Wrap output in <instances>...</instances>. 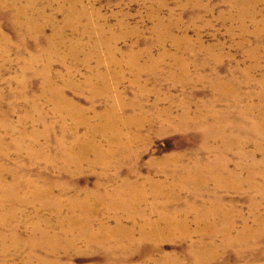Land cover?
Returning a JSON list of instances; mask_svg holds the SVG:
<instances>
[{
    "label": "rangeland",
    "instance_id": "374dc122",
    "mask_svg": "<svg viewBox=\"0 0 264 264\" xmlns=\"http://www.w3.org/2000/svg\"><path fill=\"white\" fill-rule=\"evenodd\" d=\"M63 99L89 123L57 109ZM113 107V127L87 138ZM183 112L187 131L173 124ZM263 115L264 0H0V183L23 180L15 193L27 199L0 203V264L45 257L59 264H264V138L245 126ZM196 118L215 129L213 136L193 127ZM75 137L100 143L107 156L89 150L65 163ZM77 151L72 147L71 157ZM167 158L181 168L174 176L172 165H158ZM207 160L227 172L204 169L202 180L181 190L180 180L196 175L195 161ZM230 174L240 175V188ZM150 179L162 182L160 194ZM126 181L146 191L137 208L110 204L109 194ZM34 186L78 205L57 210L46 196L33 199ZM167 187L176 188L175 200L151 208L167 200ZM166 212L185 228L143 238L147 219ZM227 217L233 235L244 225L261 231L235 245H223L220 234L202 237ZM41 235L51 240L40 243ZM210 240L216 248L200 254L196 243Z\"/></svg>",
    "mask_w": 264,
    "mask_h": 264
},
{
    "label": "bare ground",
    "instance_id": "6f19581e",
    "mask_svg": "<svg viewBox=\"0 0 264 264\" xmlns=\"http://www.w3.org/2000/svg\"><path fill=\"white\" fill-rule=\"evenodd\" d=\"M17 4V3H16ZM30 16V15H29ZM26 24V23H25ZM57 47V46H56ZM144 70V69H143ZM85 82H86V80H85ZM123 104V103H122ZM115 105V104H114ZM250 107V106H249ZM56 108L57 109H62V111L64 110L66 113H70V115H72V116H75V117H77V119H78V121L79 122H88V118L87 119H85L84 117H78V109L71 103V102H69L68 100H64L63 99V101H62V104H59V105H57L56 106ZM211 110V109H210ZM116 108L115 107H113L112 109L110 108L107 112H104V113H101V115H99V118H100V121H101V123L99 124V125H95V126H90V128H91V130H89L88 132H87V138H89L90 136H92L93 137V135H92V131H98V130H104L103 128H105V129H108V128H112L113 127V121L114 120H116V117H118L117 116V114H115L116 112ZM61 112V111H60ZM189 112V111H188ZM81 113V112H80ZM198 113V112H197ZM205 113H206V111H205ZM208 113V112H207ZM206 113V114H207ZM83 114V113H82ZM142 114V113H141ZM192 114V113H191ZM162 115V114H161ZM185 115L186 114H184V112L183 113H181L178 117H177V119H175V120H173V121H176L175 123H173L174 124V127H176L175 129H177V128H181V129H183V130H185V129H187L189 126L188 125H184V120H185ZM197 115V114H196ZM245 114H240V119H242V121H243V118L245 117L244 116ZM67 116V115H66ZM205 116V115H204ZM212 116V115H211ZM218 116V115H217ZM153 117V116H152ZM161 117V116H160ZM190 117H192V116H190ZM246 118V117H245ZM73 119V118H72ZM155 119V118H154ZM157 119V118H156ZM171 119V118H170ZM206 119V118H205ZM208 119V118H207ZM215 119V118H214ZM258 119V122H251L250 124H246L245 126H248L250 129H251V131L254 133V136H256V137H262V140H263V138H264V115L263 116H259V118H257ZM64 120V119H63ZM138 120V119H137ZM140 121L142 120L143 122H146L147 123V121L149 122V117H144V118H140L139 119ZM190 120V119H189ZM134 121V120H133ZM246 121V120H245ZM129 122H131V120L129 121ZM159 122V121H158ZM170 122V121H169ZM214 122V121H213ZM249 122V121H248ZM89 123V122H88ZM150 123V122H149ZM244 123V122H243ZM87 124V123H86ZM123 124H125V125H127V124H129V123H127L126 122V120L123 122ZM172 124V123H171ZM214 124H216V123H214ZM170 125V124H169ZM194 126V128H200V127H202L203 128V137H210V136H213V131L215 130L214 128H207V125L205 124V122L202 120V119H198V118H196V123H194L193 124ZM212 125V124H211ZM188 126V127H187ZM187 127V128H186ZM218 127V126H217ZM236 127V126H235ZM193 128V129H194ZM73 129V128H72ZM89 129V128H88ZM228 129V128H227ZM236 129V128H235ZM245 129V128H244ZM248 129V128H247ZM74 130V129H73ZM178 130V129H177ZM200 130H201V128H200ZM199 130V131H200ZM223 130V129H222ZM76 131V130H75ZM107 131V130H106ZM185 131H187V130H185ZM225 131V130H224ZM228 131V130H227ZM250 131V132H251ZM229 132V131H228ZM242 132H244V131H242ZM248 132V131H247ZM116 133V132H115ZM184 133V132H183ZM241 133V132H240ZM246 133V132H245ZM244 133V134H245ZM121 134V132H117V135H120ZM127 134V133H126ZM225 134V133H224ZM216 135V134H215ZM228 135V134H227ZM246 135V134H245ZM219 136V135H218ZM232 136V135H231ZM241 136V135H240ZM91 137V138H92ZM118 137V136H117ZM223 137V136H222ZM239 137V136H238ZM63 138V137H62ZM85 139H86V137H84ZM120 138V137H119ZM212 138V137H211ZM236 138V137H235ZM248 138V137H247ZM225 139H227L226 137H225ZM238 139V138H237ZM214 140V139H213ZM217 140V139H216ZM261 140V141H262ZM93 141V140H92ZM91 140H85V145H83V141H82V139H80V138H77L76 139V137H75V139H74V143L72 144V145H70V146H66V148H68V149H66V151L68 152V156L67 155H65V163H68V162H70V161H74V160H77V161H79L80 160V158L84 155V154H86L87 152H89V150H91V151H93V152H95V153H98V154H101L102 155V153H104L105 152V150L103 151V149H102V147L99 145L100 143H95V142H92ZM95 141V140H94ZM232 141V140H231ZM239 143H243V140L240 138V139H238L237 140ZM247 141H248V139H247ZM246 141V142H247ZM204 142V141H203ZM235 142V141H234ZM250 142V141H249ZM264 142V141H263ZM221 143V142H220ZM223 143V142H222ZM221 143V144H222ZM233 143V142H232ZM248 143V142H247ZM237 144V143H236ZM244 144V143H243ZM258 144V143H257ZM102 145V144H101ZM227 145V144H226ZM248 145V144H247ZM109 146V145H108ZM225 146V145H224ZM72 147L74 148V147H77L78 148V151H77V153H78V155L77 156H73V157H71V155H74V154H72L73 152H72ZM232 147V146H231ZM65 148V147H64ZM109 148V147H108ZM205 148V147H204ZM225 148V147H224ZM229 148V147H228ZM230 149V148H229ZM241 149V148H240ZM109 150V149H108ZM244 150V149H243ZM260 150V149H259ZM63 151V150H62ZM75 151V150H74ZM103 151V152H102ZM111 151V150H110ZM248 152V151H247ZM62 153V152H61ZM110 153H112V152H110ZM109 153V154H110ZM221 153H223V152H221ZM240 153V152H239ZM89 154V153H88ZM105 154V153H104ZM76 155V154H75ZM94 155V154H93ZM106 155V154H105ZM138 155V154H137ZM107 156V155H106ZM224 156V155H223ZM138 157V156H137ZM103 160V159H102ZM220 160V159H219ZM244 160V159H243ZM84 161V160H83ZM177 161V160H176ZM224 162V161H223ZM255 162V161H254ZM156 163V162H155ZM77 164H79V162L77 163ZM112 164V163H111ZM158 165H159V167H160V169L161 170H166L167 169V166L168 165H172L173 166V169L171 170V172H168V174H170V175H172V176H174V173H176V172H180L179 170H181V168L180 169H177V163L174 161V159L173 160H171L170 158H167V159H165V162H158ZM259 165V164H258ZM261 165V164H260ZM67 166V165H66ZM225 166H227V165H225ZM225 166L221 163L220 164V162H217V161H209V160H207L206 161V163H205V165L203 166V161H195V164H193V167L192 168H190L191 170H192V172H194L196 175L195 176H191L189 173V175H187V179H185V180H183V181H181L180 180V184H179V186L178 187H180V189L182 190V189H184L185 190V188L187 187V186H189V184H190V182L192 181V180H194L197 176H199V180H202L203 179V177H205L204 176V173H203V170H204V172L206 173V172H210V174L212 173L213 175L214 174H216V172L218 173L219 171H224V172H227L226 171V168H225ZM255 166V165H254ZM63 167V166H62ZM250 167V166H249ZM228 168V167H227ZM252 168V167H251ZM66 169H67V167H66ZM189 169V168H188ZM188 169H187V171H188ZM255 170H257L256 168H255ZM260 170V169H259ZM190 171V170H189ZM253 172V171H252ZM222 173V172H221ZM262 173V172H261ZM261 173H260V175H261ZM208 174V173H207ZM251 174V173H250ZM248 175V176H251V175ZM253 174H255V173H253ZM179 175V174H178ZM185 175V174H184ZM225 175V174H224ZM183 176V175H182ZM218 176H220V174L218 175ZM217 176V177H218ZM238 176V175H237ZM236 176V177H237ZM240 176V175H239ZM238 176V177H239ZM248 176H247V179H246V182L248 183V185H249V187L252 189V190H255V191H259L258 193H263V190H262V188H260L261 187V185L260 186H258V184L256 185V184H254L252 181V178H250L249 177V179H251V180H249L248 179ZM194 177V178H193ZM212 177V176H211ZM214 177V176H213ZM229 179L230 180H232V182H234L235 184H236V189H238V188H240L239 186L241 185V183H240V179L238 178H236V177H234L233 176V174H230L229 176ZM226 178V177H225ZM20 179V178H19ZM175 179V178H174ZM207 179V178H206ZM209 179V178H208ZM256 179V178H255ZM210 181V180H209ZM215 181V180H214ZM222 181V180H221ZM148 182H149V184H150V187H151V189L153 190V192H155L156 194H160L161 193V191H162V189L164 188V187H162V182H160V181H158V180H154V179H150V180H148ZM182 182V183H181ZM187 182H189L188 184H187ZM193 182V181H192ZM196 182V181H195ZM225 182V181H224ZM242 182H244L243 181V179H242ZM166 183V182H165ZM173 183V182H172ZM206 183V182H205ZM216 183H217V181H216ZM24 182H23V180H18L16 183H14V184H4V183H0V203H2V202H4V201H7V202H9L10 204H11V200H14V199H16V200H18V201H25L26 203H27V199H23V197H21L19 194L17 195L15 192V190H19L20 188H23L24 187ZM164 184V183H163ZM171 184V183H170ZM178 184V183H177ZM187 184V185H186ZM194 184V183H193ZM196 184V183H195ZM202 184V183H201ZM218 184V183H217ZM226 184V183H225ZM234 184V185H235ZM65 185V184H64ZM174 185V184H173ZM200 185V184H199ZM228 185V184H227ZM230 185V184H229ZM232 185V184H231ZM234 185H233V187H234ZM186 186V187H185ZM219 186V185H218ZM245 186V185H244ZM171 187V186H170ZM194 187H196V186H194ZM207 187V186H206ZM216 187V186H215ZM227 187V186H226ZM98 188V187H97ZM167 189V192H166V201L164 202V203H157V201H154V202H152L151 203V208H156L157 210H159L161 207H163L164 205H167V203L168 202H171L172 200H175V197L173 196V193H174V191H175V189L176 188H169V187H167L166 188ZM195 189V188H194ZM230 189V188H229ZM232 189V188H231ZM202 190V189H201ZM204 190V189H203ZM246 190H248V189H246ZM200 191V190H199ZM208 191V190H207ZM262 191V192H261ZM145 190L144 189H140V185H138L136 182H133V181H131V182H125V184H123V185H120V186H116L115 188H114V190L112 191V193H110L109 195L111 196V200H110V204L111 205H118V206H121V207H124V206H127L126 208L127 209H130L131 208V206L132 207H134L135 206V208H137L139 205H140V203L142 202V203H144L143 201L144 200H146V195H145ZM15 193V194H14ZM18 193H19V191H18ZM21 193V192H20ZM192 193V192H191ZM198 193H200V192H198ZM31 194H33V199H35L36 198V196H40V194L42 195V196H46V197H44V198H46V200H48V202H50V203H52V204H55V207H56V209L57 210H59V209H61L64 205H67V206H69V207H74V206H76V205H78V201L75 199V198H67L68 200H67V202L66 203H64L63 204V202H60V201H62V199L60 198V197H55V196H53V195H51V192L49 191V189L48 188H46V187H44V188H41V187H38V186H34L33 187V189H32V193ZM196 194V193H195ZM194 194V195H195ZM201 194V193H200ZM204 194V193H203ZM196 195H198V194H196ZM193 196V195H192ZM194 197H196V196H194ZM193 197V198H194ZM43 198V199H44ZM198 198H200V197H198ZM214 198V197H213ZM216 198V197H215ZM93 200V199H92ZM98 200V199H97ZM81 202H83L84 203V206H87L88 205V199H84V200H81ZM161 202V201H160ZM44 203H46V201L44 200ZM141 203V204H142ZM255 203V202H254ZM49 204V203H48ZM211 204V203H210ZM209 204V205H210ZM214 204V203H213ZM254 205V204H253ZM211 206V205H210ZM214 206V205H213ZM53 210V209H52ZM129 212V211H128ZM164 212V211H163ZM170 212V211H169ZM209 212V211H208ZM214 212V211H213ZM210 213V212H209ZM212 213V212H211ZM207 214V213H206ZM213 214V213H212ZM216 214V213H215ZM218 214V213H217ZM216 214V215H217ZM219 214H220V212H219ZM159 215V214H158ZM177 215V214H176ZM185 215V214H184ZM198 215V214H197ZM221 216V215H220ZM229 216V215H228ZM186 217V216H185ZM196 217V216H195ZM195 217H194V219H195ZM203 217V216H202ZM226 217V216H225ZM180 218V217H179ZM179 218H177L176 216H175V214L174 213H167L166 212V214L165 213H162V214H160L159 215V220H156V221H151V220H148L147 219V226H149L150 228V230H149V232L148 233H145V232H143L142 233V237L143 238H147V237H150V235H152V236H154L155 234H158V233H160L161 231H163V230H172V232H174V229H176V230H178V229H182V228H185V226L183 225V223H184V219H179ZM198 218H199V216H198ZM218 218V217H217ZM158 219V218H157ZM210 219V218H209ZM215 219V218H214ZM187 220V219H186ZM227 224H223V226L221 227V228H217V229H215V228H213L214 230L213 231H211V232H209V233H202V237L203 236H206V239H208L209 237H213L214 235H216V234H220V235H222L223 236V238H224V242H223V245H235V244H239V243H242V241L244 240V239H246L248 236H254V234L256 233V231H258V230H260L261 231V227H259V228H256V229H251L250 230V228H248L246 225H244L243 227H241L240 228V230L239 231H237L236 232V234L235 235H233L232 234V232H233V226L232 225H234V224H231V219L229 218V217H227ZM79 221V219H76V218H73L72 219V223L74 224V225H76L77 224V222ZM146 221V220H145ZM161 221H164L165 222V226L162 228L161 227V225H160V223H161ZM88 222V221H87ZM163 222V223H164ZM136 223V222H135ZM134 223V224H135ZM162 223V224H163ZM230 223V224H229ZM199 224V223H198ZM219 224H221V223H219ZM243 224H245V222L243 223ZM187 225V224H186ZM218 225V224H217ZM65 226V225H64ZM117 226L119 227V232L120 233H122L123 232V230L125 229V226H123L122 225V222L120 221V220H118V223H117ZM198 226V225H197ZM209 226H211V225H209ZM214 226H215V224H214ZM242 226V225H241ZM199 227V226H198ZM213 227V226H212ZM235 227V226H234ZM131 228H132V226L130 227V228H128V231H130L131 230ZM199 229H201V227L199 228ZM202 231V230H201ZM200 231V232H201ZM171 232V231H170ZM155 233V234H154ZM165 233V232H164ZM176 233V232H175ZM183 233H184V235H186L187 237L189 236V235H191V233L188 231V230H186V229H184L183 230ZM248 234V235H247ZM55 235V234H54ZM53 236V235H52ZM151 236V237H152ZM94 236L92 235V234H87V238L88 239H90V240H92V239H94L93 238ZM141 238V237H140ZM85 239V238H84ZM212 239V238H211ZM51 240V237H49V236H46V235H41L40 236V243H45V242H49ZM95 241V240H94ZM34 242V244L36 245V244H38V240H35V241H33ZM208 243L207 244H205V245H202V246H200L201 245V242L200 241H198L196 244H197V250L200 252V254H202V255H204V256H206V254H205V251L207 250V249H209V250H214L215 248H216V245H215V243H213V241H207ZM94 244V243H93ZM50 245V244H49ZM53 245V244H52ZM56 248V247H55ZM52 252V251H51ZM196 253H197V251H196ZM51 254V253H50ZM197 256H198V258L200 257V255L198 254V255H196L195 256V259L197 258ZM46 258V257H45ZM45 258H41L40 260H39V262L38 263H36V264H50V262L52 263V262H54V263H52V264H59L57 261V259H54V257H51V258H49L50 260H52V261H47V260H45ZM47 259V258H46ZM166 261H168L169 262V259H165V260H163V262L162 263H157V264H166L165 262ZM195 262H198V264H204V262L203 261H201V259H199V261H195ZM194 262V263H195ZM26 264H27V262H26Z\"/></svg>",
    "mask_w": 264,
    "mask_h": 264
}]
</instances>
